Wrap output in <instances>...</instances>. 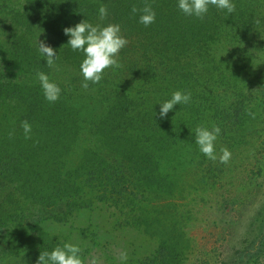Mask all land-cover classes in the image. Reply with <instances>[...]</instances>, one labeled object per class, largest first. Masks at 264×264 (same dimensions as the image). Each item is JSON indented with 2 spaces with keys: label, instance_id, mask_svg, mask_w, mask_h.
<instances>
[{
  "label": "trees",
  "instance_id": "trees-1",
  "mask_svg": "<svg viewBox=\"0 0 264 264\" xmlns=\"http://www.w3.org/2000/svg\"><path fill=\"white\" fill-rule=\"evenodd\" d=\"M233 2V13L210 6L200 19L185 16L176 0H0L1 17L13 13L11 40H5L7 21L0 25V252L37 233L41 247L52 250L57 245L46 241L43 224H66L103 204L119 214V227L135 226L156 238L154 248L127 264L187 261L184 216L173 201L159 202L172 200L183 184L172 157L180 160L187 149L193 156L190 165L201 169L205 179L211 172L230 171L231 162L211 163L195 143L197 126L216 121L232 135L230 142L247 149L241 156L245 163L235 167L250 172L256 154L249 146L264 136V93L255 92L254 75L247 73L254 67L256 47L264 45V0ZM145 4L156 13L148 26L139 22ZM101 6L108 12L103 19ZM84 18L94 25L119 24L128 41L118 53L120 66L105 69L102 80L89 81L87 89L80 74L83 53L73 51L63 33ZM23 28L35 44L38 37L46 38L57 48L55 68L46 65L37 44L33 59L26 58L28 46L17 40ZM227 56H235L238 64L229 67ZM201 70L212 85L219 79L220 95L207 88L193 91ZM38 71L60 86L57 101L44 98ZM94 87L99 102L89 94ZM177 90L190 92V103L175 105L160 118L158 103ZM25 120L32 126L30 138L21 127ZM82 132L90 135L88 144L75 165H67ZM256 243L249 264H264V232ZM114 262L119 264L118 257Z\"/></svg>",
  "mask_w": 264,
  "mask_h": 264
},
{
  "label": "rangeland",
  "instance_id": "rangeland-1",
  "mask_svg": "<svg viewBox=\"0 0 264 264\" xmlns=\"http://www.w3.org/2000/svg\"><path fill=\"white\" fill-rule=\"evenodd\" d=\"M12 14L5 11L2 17L0 15V25L3 20L7 21L4 28L7 41L11 40ZM19 36L17 40L21 42L22 47L28 46L26 58L31 61L32 55L36 53L33 37L31 38L27 28H23ZM54 49L57 50L56 47ZM254 54L257 56L255 61L253 60L254 67L252 72L247 73L254 75L251 82L255 84V92L264 93V45L259 44ZM234 57L227 56L229 67L238 64ZM77 73L68 74L69 77H79ZM218 82L219 79L212 85L206 81L201 70L199 81H196L193 91L199 93L207 88L219 91L215 93L220 95L221 87L215 85ZM97 89L92 88L89 94L95 95L96 101L99 102L101 100ZM215 124L216 121L211 122L207 127L211 128ZM82 135L83 138L79 139L80 145L72 152L73 156L67 160V165H75L86 148L87 136L90 135L84 132ZM231 139L232 135L222 129L214 143L217 153L221 148H227L231 152L228 163H232V166L230 165L232 169L224 173L211 172L206 179L202 178L201 169L199 171L190 165L193 156L187 149L179 154L180 160L172 157V165L175 161L178 162L175 168H178L177 172L182 175L178 181L183 184L176 190L172 200L165 197L160 198L159 202L171 205L173 201L174 209L178 210L179 215L184 216L182 228L190 239L187 261L184 264H249L250 257L257 253L258 244H255V240L264 232V136L257 140L256 145L249 146V151L251 148L250 152L256 154L250 159V172L243 171L241 166L235 167L237 163H245L241 156L248 152L244 147L239 148L236 141L230 142ZM217 161L219 162V159L211 160V163ZM180 164H184V168L188 166V170H184ZM215 181L217 182L213 186ZM107 206L98 204V208L83 210L66 224L47 221L42 227L48 232L45 234L46 241L49 243L54 241V245H62L64 242L78 243L85 264H91V257L97 259V264H116L114 259L121 251H127L128 259H135L142 252L150 251L157 245L155 237L145 234L135 226L119 227L116 222L121 221L119 214L107 209ZM31 207L32 203L27 208ZM38 234L23 236L19 245L3 246L6 252H0V264H35L40 251H51L41 247ZM262 262L260 260V263ZM250 263L259 264L254 260Z\"/></svg>",
  "mask_w": 264,
  "mask_h": 264
},
{
  "label": "clouds",
  "instance_id": "clouds-1",
  "mask_svg": "<svg viewBox=\"0 0 264 264\" xmlns=\"http://www.w3.org/2000/svg\"><path fill=\"white\" fill-rule=\"evenodd\" d=\"M177 8L189 17L202 19L209 11L210 6L225 10L228 14L235 11L233 0H176ZM132 12H137L135 7ZM101 19L107 16V9L101 6L98 9ZM139 22L145 26L155 21L156 13L150 4L140 10ZM63 33L68 37L66 44L73 51L82 52L84 58L80 63V72L84 78L82 87L87 89L91 81L96 84L102 80L105 69L118 68V53L128 43L127 39L121 34L119 24H92L85 18L73 26L63 28ZM38 52L44 57V62L49 68H55L58 60L56 50L44 40L37 38ZM36 79L39 81L44 98L48 102H55L59 99L61 88L49 75L38 71ZM191 101V93L177 90L171 94L169 99L158 103L159 117L165 118L174 109L175 105L188 104ZM25 138H30L32 126L25 120L21 122ZM221 133L219 126L213 125L211 128L197 126L195 129V143L198 150L208 159L227 164L231 158V152L227 148H221L219 153L215 150V141ZM13 133H9L11 136ZM81 246L78 243L64 242L58 244L51 251L39 253L35 264H85L81 254ZM119 264H127V251H121L118 256ZM91 264H97V259L91 257Z\"/></svg>",
  "mask_w": 264,
  "mask_h": 264
}]
</instances>
